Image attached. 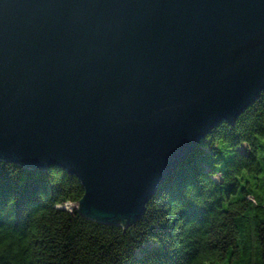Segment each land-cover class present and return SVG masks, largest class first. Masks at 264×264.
Masks as SVG:
<instances>
[{"label": "water", "instance_id": "95a60500", "mask_svg": "<svg viewBox=\"0 0 264 264\" xmlns=\"http://www.w3.org/2000/svg\"><path fill=\"white\" fill-rule=\"evenodd\" d=\"M264 92V0H0V161L76 177L127 228Z\"/></svg>", "mask_w": 264, "mask_h": 264}, {"label": "trees", "instance_id": "16d2710c", "mask_svg": "<svg viewBox=\"0 0 264 264\" xmlns=\"http://www.w3.org/2000/svg\"><path fill=\"white\" fill-rule=\"evenodd\" d=\"M264 92L170 173L127 228L82 217L76 177L0 161V264H264Z\"/></svg>", "mask_w": 264, "mask_h": 264}, {"label": "rangeland", "instance_id": "374dc122", "mask_svg": "<svg viewBox=\"0 0 264 264\" xmlns=\"http://www.w3.org/2000/svg\"><path fill=\"white\" fill-rule=\"evenodd\" d=\"M258 149H257V162L260 165V172L256 175L259 178L264 177V136L258 138ZM73 207H76L74 204L66 205L67 209H72ZM209 264V263H206ZM214 264H227L226 260H223L222 262H216Z\"/></svg>", "mask_w": 264, "mask_h": 264}, {"label": "bare ground", "instance_id": "6f19581e", "mask_svg": "<svg viewBox=\"0 0 264 264\" xmlns=\"http://www.w3.org/2000/svg\"><path fill=\"white\" fill-rule=\"evenodd\" d=\"M69 206V204H67ZM66 207V206H65Z\"/></svg>", "mask_w": 264, "mask_h": 264}]
</instances>
